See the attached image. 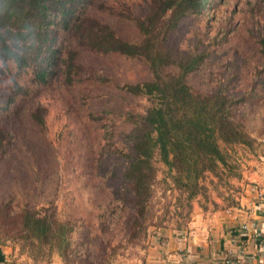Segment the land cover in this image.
<instances>
[{
	"label": "rangeland",
	"instance_id": "1",
	"mask_svg": "<svg viewBox=\"0 0 264 264\" xmlns=\"http://www.w3.org/2000/svg\"><path fill=\"white\" fill-rule=\"evenodd\" d=\"M92 1L91 16L125 40L140 38L136 21L149 0ZM262 33L264 0H213L168 31L164 47L176 62L204 54L185 76L194 92L240 99L231 111L248 140L221 143L226 163L204 174L193 197L154 158L142 214L122 174L152 104L128 88L152 77L144 59L82 50L72 84L59 74L46 84L30 81L7 107L6 97L17 90L16 69L0 59V245L26 264H145L152 237L163 229H184L197 211L235 205L264 160ZM26 212L48 217L63 233L36 237L27 230Z\"/></svg>",
	"mask_w": 264,
	"mask_h": 264
},
{
	"label": "trees",
	"instance_id": "2",
	"mask_svg": "<svg viewBox=\"0 0 264 264\" xmlns=\"http://www.w3.org/2000/svg\"><path fill=\"white\" fill-rule=\"evenodd\" d=\"M212 1L149 0L147 13L136 21L140 38L128 41L90 15L92 0H0V59L16 69L12 82L17 90L6 97V107L25 93L30 81L46 84L59 74L65 84H72L82 50L141 57L152 77L128 88L151 97L152 104L143 117L144 131L126 155L122 175L130 184L139 214L150 196L156 157L168 167L174 184L193 197L202 187L204 174L226 163L221 143L248 140L231 111L232 104L240 99L217 92L196 93L187 83L186 74L201 64L204 54L176 62L164 47L170 29ZM258 44L264 60V33ZM172 64L178 71L164 73L163 69ZM34 117L40 119L37 114ZM0 136H4L1 130ZM24 218L27 230L36 237L63 233L62 225L55 228L54 221L46 216L26 212Z\"/></svg>",
	"mask_w": 264,
	"mask_h": 264
},
{
	"label": "crops",
	"instance_id": "3",
	"mask_svg": "<svg viewBox=\"0 0 264 264\" xmlns=\"http://www.w3.org/2000/svg\"><path fill=\"white\" fill-rule=\"evenodd\" d=\"M264 160L235 205L197 211L184 229L152 237L145 264H264ZM0 245V264H26Z\"/></svg>",
	"mask_w": 264,
	"mask_h": 264
},
{
	"label": "built area",
	"instance_id": "4",
	"mask_svg": "<svg viewBox=\"0 0 264 264\" xmlns=\"http://www.w3.org/2000/svg\"><path fill=\"white\" fill-rule=\"evenodd\" d=\"M264 198V197H263Z\"/></svg>",
	"mask_w": 264,
	"mask_h": 264
}]
</instances>
